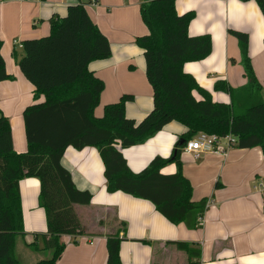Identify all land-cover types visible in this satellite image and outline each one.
<instances>
[{
    "label": "crops",
    "instance_id": "0c3cea01",
    "mask_svg": "<svg viewBox=\"0 0 264 264\" xmlns=\"http://www.w3.org/2000/svg\"><path fill=\"white\" fill-rule=\"evenodd\" d=\"M82 2L91 21L106 37L110 57L93 61L88 70L99 78L104 89L94 116H102L103 107L131 95L125 104V116L140 121L152 109V89L145 76L142 51L135 39L147 34L140 17L142 0H0V55L4 68L13 79L0 82V112L11 128L13 149L26 152L23 111L42 102L33 99V86L16 64L22 57V42L49 34L51 16L64 17L69 5ZM178 15L193 12L189 36L209 35L211 52L203 60L185 63L184 73L210 94L212 102L229 104L227 92L214 89L224 81L237 89L246 84L240 65L237 39L230 31L248 37V55L254 74L264 92V18L254 1L176 0ZM198 99L196 92L193 93ZM186 128L178 122L166 124L142 145L123 149L122 155L132 172L144 169L155 157H170L180 147ZM219 153L202 154L194 159L181 148L182 175L192 188L193 202H211L199 228L172 224L154 206L123 193L106 191L104 166L98 150L68 147L61 165L75 188L91 195L86 206H75L82 226L77 236H62L64 250L55 264H105L106 239L119 232L120 264H264V158L259 148L229 147L225 141ZM174 163L161 169L165 175L176 172ZM40 183L24 178L18 183L22 225L25 235L18 238L14 254L21 264L40 260L35 249L43 248L46 233L44 210L39 206ZM89 216V218H87ZM191 247L189 257L178 247ZM33 246L35 249H32ZM199 253L194 257V252ZM27 262V263H26Z\"/></svg>",
    "mask_w": 264,
    "mask_h": 264
},
{
    "label": "trees",
    "instance_id": "16d2710c",
    "mask_svg": "<svg viewBox=\"0 0 264 264\" xmlns=\"http://www.w3.org/2000/svg\"><path fill=\"white\" fill-rule=\"evenodd\" d=\"M175 1L142 0L140 5L147 34L134 43L142 51L153 105L138 122L125 116V104L132 100L131 95L105 105L100 118L94 116L104 84L88 65L109 58L110 45L82 2L69 5L64 17L51 16L47 36L22 42L23 55L16 64L34 88V101L41 96L44 99L23 111L24 153L13 149L10 123L0 112V264H21L14 249L17 239L25 235L18 190L24 178L39 180L38 203L46 219L43 248L28 246L46 256L33 264H55L64 250L60 238L82 233L75 206L88 205L91 195L77 190L61 165L68 147L98 150L108 193L146 200L170 223H182L189 230L200 227L198 219L206 200H191L192 188L182 175L179 161L184 145L168 158H153L139 172L129 169L123 149L144 144L175 121L186 128L181 135L184 141L198 133L218 138L229 135L234 139L233 147L259 148L264 158V92L248 55L247 35L230 31L238 41L246 84L232 89L224 81H217L214 89L227 92L230 102H212L210 94L182 70L185 63L201 61L210 54V37L189 36L187 29L194 14L178 15ZM239 1H254L264 18V0ZM12 79L0 55V82ZM171 163L176 165V172L162 174L161 169ZM120 241L119 232L107 237L105 264H120ZM178 247L191 256L190 246L179 243ZM198 256V251L194 252V257Z\"/></svg>",
    "mask_w": 264,
    "mask_h": 264
},
{
    "label": "built area",
    "instance_id": "2783aa9c",
    "mask_svg": "<svg viewBox=\"0 0 264 264\" xmlns=\"http://www.w3.org/2000/svg\"><path fill=\"white\" fill-rule=\"evenodd\" d=\"M86 3L94 5L97 3V0H86ZM221 141H225V143L231 147L233 145L234 139L229 135L224 138H218L216 135L198 133L192 139L185 142L182 150L190 154L194 159H198L202 154L223 152L224 149L220 146ZM210 204L211 202L206 201L204 212ZM202 216L198 219L199 225H201Z\"/></svg>",
    "mask_w": 264,
    "mask_h": 264
},
{
    "label": "rangeland",
    "instance_id": "374dc122",
    "mask_svg": "<svg viewBox=\"0 0 264 264\" xmlns=\"http://www.w3.org/2000/svg\"><path fill=\"white\" fill-rule=\"evenodd\" d=\"M77 213V212H76ZM87 218H89V216L87 217ZM45 256H46V253L45 252H43V253H39V259H42V258H45ZM27 263V262H26Z\"/></svg>",
    "mask_w": 264,
    "mask_h": 264
},
{
    "label": "water",
    "instance_id": "95a60500",
    "mask_svg": "<svg viewBox=\"0 0 264 264\" xmlns=\"http://www.w3.org/2000/svg\"><path fill=\"white\" fill-rule=\"evenodd\" d=\"M185 142H186V141H184V140H181V141H180V143H179V144H180V146L184 145V144H185Z\"/></svg>",
    "mask_w": 264,
    "mask_h": 264
}]
</instances>
